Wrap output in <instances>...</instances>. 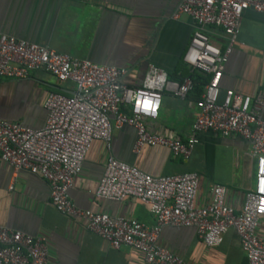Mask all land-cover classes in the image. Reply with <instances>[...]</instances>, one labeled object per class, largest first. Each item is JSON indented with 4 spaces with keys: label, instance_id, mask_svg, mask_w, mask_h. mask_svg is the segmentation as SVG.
Returning <instances> with one entry per match:
<instances>
[{
    "label": "built area",
    "instance_id": "built-area-1",
    "mask_svg": "<svg viewBox=\"0 0 264 264\" xmlns=\"http://www.w3.org/2000/svg\"><path fill=\"white\" fill-rule=\"evenodd\" d=\"M249 10L264 13V0H182L173 16L187 15L195 21L197 30L183 62L191 71L211 77L196 102L198 114L186 141L160 135L148 122L157 120L165 94L187 98L194 90L191 79L172 81L166 72L151 67L142 86L131 87L124 82L127 70L71 58L0 33V79L25 80L33 72L44 71L60 83L74 84L71 95L48 94L44 103L47 120L40 129L0 120V162L9 164L15 173L25 171L44 179L51 204L60 214L82 221L114 250L129 247L140 253L146 264H185L181 256L161 245L165 227L193 228L208 248L220 246L226 233L234 230L248 263L264 264V236L259 234L264 224V211H260L264 192L259 190L264 180L259 170L264 158V90L256 96L227 90L221 97L220 88L241 18ZM206 28L220 30L226 46L212 44ZM137 92L159 101L154 115L134 110L132 97ZM125 126L136 130V153L144 147H164L184 160L191 157L201 134L241 138L250 144L251 157L256 159L255 187L245 193L239 212L227 201L228 189L217 184L210 187V202L198 206V174L154 177L111 155L113 132ZM94 142H101L108 152L96 199L116 203L136 199L154 215L155 226L83 210L73 203L70 191ZM48 258L45 237L0 226V264H47Z\"/></svg>",
    "mask_w": 264,
    "mask_h": 264
},
{
    "label": "crops",
    "instance_id": "crops-1",
    "mask_svg": "<svg viewBox=\"0 0 264 264\" xmlns=\"http://www.w3.org/2000/svg\"><path fill=\"white\" fill-rule=\"evenodd\" d=\"M181 1L0 0V33L71 58L127 70L124 82L141 87L151 67L163 70L170 79L183 61L197 25L187 15L173 18ZM205 33L212 44L226 46L220 30L206 28ZM220 88L221 97L227 90L249 96L264 90V13L244 12ZM73 90L74 84L60 83L44 71L33 72L25 80L0 79V120L40 129L47 120L44 103L48 94L71 95ZM196 102L192 92L185 99L165 94L159 116L148 122L149 128L186 141L198 114ZM262 115L264 118V110ZM136 139L132 127L115 130L111 155L154 177L198 174V206L210 202V187L217 184L228 189L227 201L239 212L245 193L255 187L256 159L251 157L250 144L241 138L201 134L188 160L174 157L164 147H144L136 153ZM107 157L105 146L94 142L70 191L73 203L83 210L155 226L154 215L136 199L123 203L96 199ZM0 226L45 237L47 264H146L140 253L129 247L114 250L82 221L60 214L51 204L44 179L25 171L15 173L4 162H0ZM259 234L264 236V224ZM160 243L181 256L185 264H249L234 230L226 233L220 246L208 248L193 228L165 227Z\"/></svg>",
    "mask_w": 264,
    "mask_h": 264
},
{
    "label": "trees",
    "instance_id": "trees-1",
    "mask_svg": "<svg viewBox=\"0 0 264 264\" xmlns=\"http://www.w3.org/2000/svg\"><path fill=\"white\" fill-rule=\"evenodd\" d=\"M186 78H189L194 83V90L192 93L195 94L197 100L200 99L203 87L209 82L210 76L203 75L199 72L191 71L187 65L181 60L176 66L175 71L171 74L170 79L182 83Z\"/></svg>",
    "mask_w": 264,
    "mask_h": 264
},
{
    "label": "clouds",
    "instance_id": "clouds-1",
    "mask_svg": "<svg viewBox=\"0 0 264 264\" xmlns=\"http://www.w3.org/2000/svg\"><path fill=\"white\" fill-rule=\"evenodd\" d=\"M132 100L134 103V110H142L145 114L151 112V114L154 115L156 113L159 101H154L151 96L137 92V94L132 97ZM259 170L264 175V158L260 159ZM259 190L264 192V180L260 181ZM260 211H264V201L261 202Z\"/></svg>",
    "mask_w": 264,
    "mask_h": 264
}]
</instances>
